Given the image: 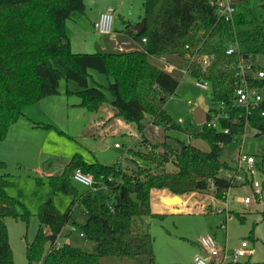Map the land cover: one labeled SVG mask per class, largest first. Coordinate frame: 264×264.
<instances>
[{"label":"trees","instance_id":"1","mask_svg":"<svg viewBox=\"0 0 264 264\" xmlns=\"http://www.w3.org/2000/svg\"><path fill=\"white\" fill-rule=\"evenodd\" d=\"M213 1L217 0H144L146 22L142 32L131 30L130 26L126 30L139 46L77 53L71 49L66 22L74 13L85 12V0H0V141L23 115L26 105L59 92L62 78L79 85L77 91L68 93L78 94L80 105L90 112H97L100 104L108 102L117 115L136 123L140 133L148 117L154 125L183 130L164 107L176 92L180 77L154 63L153 57L175 56L173 61L184 65L180 69H187L195 80H208L211 111L218 112L217 105L221 102L232 104L236 72L245 61L252 63V70H247L248 78L264 89V78L253 76L257 67L264 69L259 59L264 57V14L260 19H252L254 27L246 28L249 20L238 8L234 19H221ZM261 1L264 6V0ZM234 43L240 45L239 51L228 54ZM206 55L211 57L207 66L202 64ZM89 68L112 78L109 84L103 88L91 86ZM250 123L257 134L264 133V116H251ZM245 130L244 124L236 122L230 123L227 133L201 125L195 135L209 142L208 151L191 143L179 148L167 142L162 144V151L156 150L157 145L151 150L135 151L161 167L160 172H151L150 167L141 165L136 158H130L131 162L123 167L118 162H85L74 157L61 174L49 176L53 190L70 195L72 201L64 212L51 202L41 207L38 231L26 248L28 264H110L111 259L160 264L155 257L153 236L135 226L138 218L154 215L152 190H168L173 195L212 190L219 198L224 190L234 186V177L220 176V170L229 167L221 160L223 146L244 135ZM167 163H172L175 170H167L164 166ZM4 168L0 161V171ZM77 168L102 181L98 186L110 189L112 197L108 202L100 200L93 191L83 194L77 190L70 178ZM11 183L9 175L0 172V264H15L5 219L29 221L28 212H19L17 199L7 193ZM175 200L173 203L186 205ZM76 203L85 208L87 219L80 228L84 237L96 243L94 252L70 243L54 246L72 219ZM173 203H169L172 208Z\"/></svg>","mask_w":264,"mask_h":264},{"label":"rangeland","instance_id":"2","mask_svg":"<svg viewBox=\"0 0 264 264\" xmlns=\"http://www.w3.org/2000/svg\"><path fill=\"white\" fill-rule=\"evenodd\" d=\"M85 3L84 13L76 12L67 20L71 49L77 53L109 50L101 48V43L107 36L99 33L94 27L100 13L108 6L115 8L114 31L124 30L128 22L132 25L141 22L145 14L144 0H85ZM261 4V0L238 2V11L249 20L246 28L254 27L255 22H251L252 19H260L264 14V6ZM173 59L175 56L152 58L154 63L164 68L170 64L177 67L173 73L180 77V83L164 107L172 120L175 122L180 118L183 120L180 123L183 130L155 125L148 126L140 133L136 123H129L117 115L108 102L100 104L97 112H90L80 105L81 98L78 94L68 93V90L77 91L79 85L65 78L60 80L57 94L43 97L24 107L23 115L10 126L6 138L0 141V161L5 166L0 172L8 174L12 181L7 187V193L17 199L19 212L27 211L29 214L28 223L12 217L5 219L15 264H28L26 248L38 231L41 207L51 202L64 212L72 201L70 195L53 190L47 174L49 171L51 174H61L74 157L85 162L113 164L117 159L121 160L124 154L123 148L114 146L116 142L125 144L133 150L127 149L125 165L131 162L130 154L133 152L137 161L143 166L150 167L151 172H160L162 168L149 163L136 152L151 150L154 145L159 146L156 150L162 151L164 142L179 148L184 143H191L202 150H210L209 142L195 135L200 126L194 120V110L197 106L204 110L213 107L211 89L197 87L195 79L185 69H180L184 65L175 63ZM259 59L264 65V57ZM88 73L91 86L103 88L112 79L93 68H89ZM105 91L106 96L111 99L109 91L106 89ZM217 123L218 130L229 124L223 118H219ZM257 133L258 131L252 127H246L244 135L223 146L221 160L227 162L229 167L220 170L221 177L226 179L234 177L240 166L237 175L243 181L248 174L249 179L258 180L264 185V133ZM243 155L254 157L253 175L250 174L247 165L241 162ZM164 166L167 170H175L172 163ZM70 178L80 193L93 191L105 202L112 197V192L106 186L94 188L84 185L74 180L72 173ZM243 181L235 177L234 186L230 188L228 201L233 218L225 227L220 224L224 220V214H206L199 211V204H192L195 201L204 202L203 204L206 201V204L216 202L212 190L199 192L194 196L192 193L179 195L184 198L189 210L184 209L175 213L166 210V213H153L154 215L149 216V222L145 223L144 230L140 231L153 236L156 260L162 264H193L195 254L200 253V237L211 235L222 250L218 256L221 263L218 264H264V193L263 198H254L251 188L243 184ZM160 191L173 195L168 190ZM245 196L253 197V201L248 205L239 202L238 198ZM153 200L154 195L152 202ZM86 219L85 208L76 203L73 206L72 219L63 228L58 241L61 244L70 243L87 252H94L96 243L80 235V226ZM243 241L248 242L247 253L240 257L238 263L224 258L225 251L230 255ZM109 263L133 264L130 261L116 259L109 260Z\"/></svg>","mask_w":264,"mask_h":264},{"label":"built area","instance_id":"3","mask_svg":"<svg viewBox=\"0 0 264 264\" xmlns=\"http://www.w3.org/2000/svg\"><path fill=\"white\" fill-rule=\"evenodd\" d=\"M242 0H217L213 1V5L216 6L217 15L221 19L225 20H232L234 19L235 13L237 12V4ZM114 13L115 8L112 6H108L104 11L100 13L99 18L95 21L94 27L95 29L104 35H109L113 32V23H114ZM144 41L146 39H143ZM240 49V45L238 43L232 44L228 50V54H233L235 52H238ZM191 60L194 59V56L191 54L187 55ZM210 56H205L202 60V64L208 65L210 62ZM169 71H173L175 68H177L175 65H168L166 67ZM184 70V69H182ZM187 71V69H185ZM247 70H252V63L245 61L244 63L240 64V70L236 72V87L234 91V97L231 105H228L225 102H221L217 105L218 112L210 111L211 118L203 123L207 124L209 126H212L214 128L218 127L217 120L219 118H225L230 123H241L244 124L245 129L246 127H251L250 119L251 116L260 114L261 116H264V89L257 87L254 85V83L248 78L247 76ZM185 71V73H186ZM254 78L257 79H263L264 78V69L257 67L253 72ZM196 85L200 86L201 88L208 89L210 88V83L208 80L200 81L195 80ZM182 121L179 119V122ZM221 131L229 132L230 131V125L222 128ZM116 147H121L122 145L118 142L115 143ZM241 162L245 163L247 165V168L251 175H253V165L255 162V159L251 155H243L241 158ZM123 167L125 166V156L118 162ZM240 168V166H239ZM237 173L239 172V169ZM236 173V175H237ZM74 180L87 185V186H93V187H101L102 185L98 186L99 183L102 181L97 180L93 174L91 173H85L81 168H77L72 173ZM237 180L243 181V179L237 175ZM248 175V174H247ZM212 184L211 189L214 188L213 180L210 181ZM243 184H247L253 193V197L257 199L263 198L264 193V185L262 182L255 180V179H249L248 176L246 179H244ZM104 186V185H103ZM229 191L230 188L224 190L219 198L216 197V204H203L201 206L203 211H207L208 209H211L212 211L220 214H224V220L221 222V226L225 227L226 223L233 218L232 210L230 208V204L228 201L229 197ZM253 197L251 196H245L240 199L241 203H244L246 205L250 204L253 201ZM75 228L74 226L72 227ZM80 235L84 237V234L80 232ZM199 244L202 250H204L208 257H205L202 253L196 254L193 259V264H213L211 261V258H217L220 253V247L218 246L216 239L211 235H203L199 239ZM55 247H60L61 243L56 240L54 243ZM248 246L247 241H243L241 243V246L237 248L235 251H233L230 255L224 254V258L231 259L232 262L238 263L240 257L245 256L247 251L246 247Z\"/></svg>","mask_w":264,"mask_h":264},{"label":"crops","instance_id":"4","mask_svg":"<svg viewBox=\"0 0 264 264\" xmlns=\"http://www.w3.org/2000/svg\"><path fill=\"white\" fill-rule=\"evenodd\" d=\"M105 10V9H104ZM144 19V18H143ZM138 24H140V22L139 23H136V24H134V25H132V24H130L129 22L127 23V26H130V29L131 30H134V31H137L136 30V26L138 25ZM125 27V29L124 30H120V31H114L113 30V32L111 33V34H109V35H106L107 37H105L104 39H103V41H102V43H101V48H103V49H109V50H112V49H117L118 50V48H119V50H128V49H131V48H135V47H137V46H139L138 45V43H137V41H135L132 37H131V35H130V33H128L126 30H129V29H127L128 27ZM66 29H68V23L66 22ZM70 42H71V40H70ZM127 44L128 45H131V46H127ZM187 74V73H186ZM195 85H196V82H195ZM197 87H200V86H198V85H196ZM201 88V87H200ZM202 89H204V88H202ZM207 111V120H208V118H209V115H210V109L209 110H206ZM222 118V117H221ZM147 119V118H146ZM181 119V118H180ZM223 119H225V118H223ZM182 120V119H181ZM206 120V121H207ZM225 120H227V119H225ZM228 121V120H227ZM145 122H147L146 123V127H145V129L148 127V126H155L154 124H153V120L152 119H150L149 117H148V119H147V121H145ZM183 122V120L182 121H178V123H182ZM196 122V121H195ZM229 122V121H228ZM228 124V123H227ZM199 126H201L200 124H198ZM230 125V122H229V124L227 125V126H229ZM226 126V127H227ZM131 138H129V140H130ZM122 146L121 147H116L115 146V144H114V146L116 147V148H123L124 149V154L122 155V158L125 156V160L127 159V157H126V154H127V149L128 150H132V148L131 147H129V146H126L125 144H121ZM121 158V159H122ZM130 158H136L135 156H134V154H133V152L130 154ZM120 161V159H117L115 162H119ZM114 162V163H115ZM126 162V161H125ZM113 163V164H114ZM48 176H50V175H52L51 174V172L49 171L48 173ZM94 188H98V187H94ZM195 194H199V192H193L192 193V196H194ZM155 196V200H153V202H152V196ZM158 196L160 197V198H158ZM169 196H172V195H168V194H163V192H159V190H152V192H151V208H152V212L153 213H166L167 211L166 210H168L170 213H175V212H180V211H184V209L185 210H189V208L186 206V205H183V204H175L174 205V207L172 208L171 207V205H169V204H166L165 203V198H168ZM182 196V195H181ZM182 198V197H181ZM242 197H239L238 199H239V202H240V199H241ZM183 199V202H185V204H186V201H184V198H182ZM203 203L204 202H199V201H195V202H192V204H199V206H198V208H199V211L201 210L202 212H204V213H206V214H212V213H216V212H214V211H212L211 209H208L207 211H203L202 210V208H201V206L203 205ZM206 203H207V201H206ZM205 203V204H206ZM214 204H216V202H213V205ZM185 206V207H184ZM232 210V209H231ZM75 222V221H74ZM149 222V216H145V217H141V218H138L137 220H136V229L137 230H144V228H145V223H148ZM76 224V223H75ZM75 224L74 225H72V227L74 226L75 227ZM221 224V223H220ZM199 246H200V244H199ZM248 247V246H247ZM246 247V248H247ZM221 250V249H220ZM222 251V250H221ZM246 251H247V249H246ZM200 253H202L203 255H206L207 257H208V254L204 251V250H202V248L200 247ZM200 253H196V254H200ZM225 253H226V251H225ZM195 254V255H196ZM226 254H228V253H226ZM229 255V254H228ZM211 261L212 262H214L215 264L217 263H221V260L219 259V257H217V258H211ZM160 264H162L161 262H159Z\"/></svg>","mask_w":264,"mask_h":264},{"label":"water","instance_id":"5","mask_svg":"<svg viewBox=\"0 0 264 264\" xmlns=\"http://www.w3.org/2000/svg\"><path fill=\"white\" fill-rule=\"evenodd\" d=\"M145 19H143L140 24H138L136 26V30L138 33H141L143 28L145 27ZM264 104V102H263ZM207 111L202 109L200 106H197L194 110V120L196 121L197 124H200L202 125L203 123L206 122L207 120ZM175 199H178L180 200L181 202L183 201V199L181 198V196H179L178 194H174L172 195L170 198L168 199H165V203L166 204H169V203H173L175 202L176 200ZM177 203H173V205H175ZM205 257H207L206 255H204Z\"/></svg>","mask_w":264,"mask_h":264}]
</instances>
